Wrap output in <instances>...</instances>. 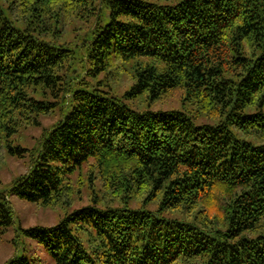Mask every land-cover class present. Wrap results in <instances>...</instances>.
Returning a JSON list of instances; mask_svg holds the SVG:
<instances>
[{
  "label": "trees",
  "instance_id": "trees-1",
  "mask_svg": "<svg viewBox=\"0 0 264 264\" xmlns=\"http://www.w3.org/2000/svg\"><path fill=\"white\" fill-rule=\"evenodd\" d=\"M72 20L85 30L65 40ZM122 68L121 98L106 81ZM177 88L183 110L123 101ZM56 111L36 146L20 144ZM0 149L32 156L0 191L2 231L9 196L70 207L85 168L122 201L94 195L55 225L21 227L56 264H264V0H0Z\"/></svg>",
  "mask_w": 264,
  "mask_h": 264
},
{
  "label": "rangeland",
  "instance_id": "rangeland-1",
  "mask_svg": "<svg viewBox=\"0 0 264 264\" xmlns=\"http://www.w3.org/2000/svg\"><path fill=\"white\" fill-rule=\"evenodd\" d=\"M85 23L72 20L65 27L63 34L65 40H73L75 36L85 30ZM81 27V28H80ZM81 42H69V46L73 47ZM77 59L74 60L73 65L77 68V73L82 77L85 76L84 67L85 60L81 62V55L77 54ZM86 66V65H85ZM130 67V66H129ZM120 73V74H119ZM114 77L117 79L106 81L111 85L112 93L118 97H123L124 92L132 84V72L129 68H122L121 72L114 71ZM99 78H104L101 74ZM93 80V79H92ZM94 81V80H93ZM184 92L182 89H174L162 98L148 102L145 95L138 98L129 99L123 98V101L131 108L136 110L144 109H185L183 105ZM186 108L189 109L190 105L187 104ZM61 115L58 111L49 115L40 117V125L23 127L18 133L20 144L31 150L36 144L42 133L50 129L59 119ZM200 122L208 121L205 116L200 117ZM19 142V141H17ZM30 152H26L24 157L18 158L8 155L5 151L0 149V191L8 189L13 180L26 172H28L31 165ZM85 168L81 176H76L73 183L79 188V192L75 194V200L70 207H45L32 202H28L16 195L9 196V200L14 210V222L5 231L0 230V264H5L8 260L15 256H25L31 264H56L52 255L46 248L35 238L29 237L21 232L20 228H29L36 225L51 226L59 223L65 214L74 208L86 205L91 201L94 195L99 198L101 205L118 206L122 201L111 194L102 186L99 179H90ZM79 182V183H78ZM139 203L132 201L130 206H138Z\"/></svg>",
  "mask_w": 264,
  "mask_h": 264
}]
</instances>
